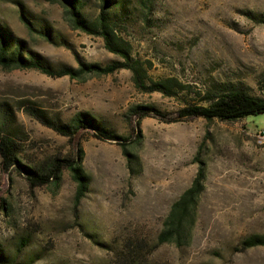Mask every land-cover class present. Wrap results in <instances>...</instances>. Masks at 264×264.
Segmentation results:
<instances>
[{
	"label": "rangeland",
	"instance_id": "1",
	"mask_svg": "<svg viewBox=\"0 0 264 264\" xmlns=\"http://www.w3.org/2000/svg\"><path fill=\"white\" fill-rule=\"evenodd\" d=\"M89 1L97 12L99 0ZM128 1L133 18L122 33L133 55L152 62L151 78L176 77L187 88L172 97L143 92L129 69L78 80L0 66V110H10L7 132L24 165L45 168L73 152L70 138L36 114L69 123L84 111L127 136L140 158L134 174L118 141L84 133L91 183L77 207V183L68 169L58 185L32 186L20 165L4 168L0 155V244L15 254L20 235H31L25 254L44 256L34 264H118L129 252L146 264H264V246L239 250L242 239L264 233V114L237 121L179 118L186 103L201 101L208 90L262 95L264 23L249 13L264 16V0H154L148 22L144 3ZM0 23L54 66H78V57L103 64L120 58L103 38L72 28L57 3L0 0ZM137 104L154 105L162 115L139 123L130 110ZM200 166L205 188L189 241L157 246L173 202Z\"/></svg>",
	"mask_w": 264,
	"mask_h": 264
},
{
	"label": "trees",
	"instance_id": "2",
	"mask_svg": "<svg viewBox=\"0 0 264 264\" xmlns=\"http://www.w3.org/2000/svg\"><path fill=\"white\" fill-rule=\"evenodd\" d=\"M57 3L64 10V17L74 29L81 30L89 35L103 38L105 47L112 53L120 56L103 64L87 61L78 57V66L61 64L54 66L48 58L26 49L25 41L13 35L7 25L0 23V66L4 69H38L50 76H70L72 79L86 80L90 76H103L115 73L121 69H129L133 74L136 88L143 92H160L166 96H177L187 86L176 77L153 79L149 75L152 66L150 60H142L133 55V44L127 39L122 30L127 28L133 18V8L128 0H99L97 12L91 13L89 0H45ZM144 3V17L148 22L153 10L154 0H141ZM251 18L258 23H264V16L249 13ZM22 19L31 28L34 23L22 13ZM51 40L52 35L44 31ZM131 113L137 115L140 120L152 114L162 115V111L151 104H137L131 107ZM32 114H35L32 111ZM264 114V85L262 95H252L237 88H222L220 90H208L201 96L197 103L188 102L179 112V118L204 117L208 120L219 119L222 121H237L250 115ZM10 110H0V155L4 168L14 164L26 172L32 186H41L54 182L60 184L63 179V170L68 169L77 183L75 205L78 207L90 188L91 177L85 169V151L82 147L84 133L92 132L103 140H116L123 147L127 156L128 165L132 173L139 172L140 158L133 152L126 142L128 137L119 135L106 127L95 115L89 112H79L69 123L56 118H49L43 114H36L38 118L55 129L60 134L70 138L73 152L64 158H55L47 167L37 168L24 165L19 158V144L11 137L7 129L11 125ZM179 120V119H178ZM204 167L199 171L190 187H188L171 206L165 217L163 228L158 235L157 246L165 243H176L184 246L192 234V226L195 220L199 198L205 185ZM2 207L7 209L6 202ZM31 235H20L17 240L15 254L10 253L0 244V264H34L44 256L39 251H31L27 255L25 251L31 244ZM264 246V233H255L242 239L241 251L250 248ZM121 263L118 264H146L138 253L129 252L122 254Z\"/></svg>",
	"mask_w": 264,
	"mask_h": 264
},
{
	"label": "built area",
	"instance_id": "3",
	"mask_svg": "<svg viewBox=\"0 0 264 264\" xmlns=\"http://www.w3.org/2000/svg\"><path fill=\"white\" fill-rule=\"evenodd\" d=\"M259 136L262 137V138L264 137V129L260 130Z\"/></svg>",
	"mask_w": 264,
	"mask_h": 264
}]
</instances>
